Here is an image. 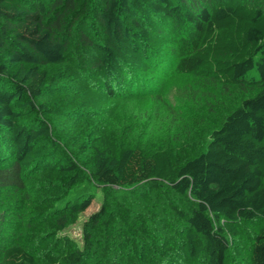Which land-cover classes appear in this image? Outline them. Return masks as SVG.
<instances>
[{
    "label": "trees",
    "instance_id": "obj_1",
    "mask_svg": "<svg viewBox=\"0 0 264 264\" xmlns=\"http://www.w3.org/2000/svg\"><path fill=\"white\" fill-rule=\"evenodd\" d=\"M170 55L176 74L252 91L181 160L72 138L61 122L91 113L47 99L81 65L109 98L141 96ZM36 176L59 191L43 216L26 215ZM99 192L79 245L61 233ZM257 222L242 264H264V0H0V264H227Z\"/></svg>",
    "mask_w": 264,
    "mask_h": 264
},
{
    "label": "rangeland",
    "instance_id": "obj_2",
    "mask_svg": "<svg viewBox=\"0 0 264 264\" xmlns=\"http://www.w3.org/2000/svg\"><path fill=\"white\" fill-rule=\"evenodd\" d=\"M78 53L82 54L79 51ZM72 61L76 62L74 59ZM175 61L176 58L170 55L161 70L158 69L155 73L144 76V79L149 81L147 84L150 88L141 96L109 98L102 89L103 81L99 71L81 65L84 72L78 70L74 77L67 78L70 87L74 90L73 93L54 94L47 99H52L56 107L65 104L70 109L74 108V104L82 101L85 104V111L91 113L82 120L73 119L70 122L60 120L63 128L72 138H75L80 131L84 135L89 132L95 135L97 131L102 130L114 136L123 145L139 147L149 154L169 152L175 159L181 160L187 156L184 150L192 154L196 150L194 142L204 140L209 131L219 125L226 112L252 91L235 86L226 90L219 84L176 74L173 72ZM92 112L98 116L92 118ZM56 125L57 129H61V124ZM61 143V147L65 150L67 146L63 144V140ZM49 181L36 176L34 184L30 186L35 204L26 209V215L33 212L43 216L51 208L52 197L59 191L52 190L50 195H43L45 191L41 190V187ZM51 184L49 182L48 185ZM101 199L102 193L99 192L91 206L80 214L78 221L61 234L71 237L81 245L82 223L100 208ZM41 211L44 212L40 214ZM15 217H12V221L18 224V218ZM45 226L52 227L50 223ZM258 227L259 222L240 225V239L232 241L234 252H231L227 264H242L239 259L244 261L246 246ZM24 235L30 241L27 232ZM234 257L238 258L234 259Z\"/></svg>",
    "mask_w": 264,
    "mask_h": 264
}]
</instances>
